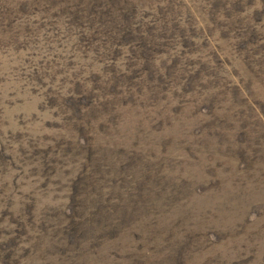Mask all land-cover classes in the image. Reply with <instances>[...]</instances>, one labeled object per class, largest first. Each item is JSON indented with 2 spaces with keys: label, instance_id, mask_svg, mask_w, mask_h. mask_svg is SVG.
Returning <instances> with one entry per match:
<instances>
[{
  "label": "rangeland",
  "instance_id": "374dc122",
  "mask_svg": "<svg viewBox=\"0 0 264 264\" xmlns=\"http://www.w3.org/2000/svg\"><path fill=\"white\" fill-rule=\"evenodd\" d=\"M0 264H264V0H0Z\"/></svg>",
  "mask_w": 264,
  "mask_h": 264
}]
</instances>
